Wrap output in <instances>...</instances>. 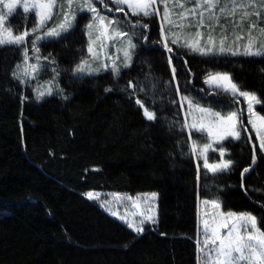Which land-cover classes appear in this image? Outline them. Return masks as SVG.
Returning a JSON list of instances; mask_svg holds the SVG:
<instances>
[{"label": "trees", "instance_id": "trees-1", "mask_svg": "<svg viewBox=\"0 0 264 264\" xmlns=\"http://www.w3.org/2000/svg\"><path fill=\"white\" fill-rule=\"evenodd\" d=\"M145 22L150 41L157 40V18ZM11 24L25 30L19 11ZM83 25L81 18L73 36L40 51L55 58L67 101L54 94L36 102L33 88L49 81L52 72L42 71L30 82L32 87L21 86L12 78L21 60L19 50L0 47V264H200L199 200L217 199L222 210L249 211L264 221V154L246 124L241 100L235 107L248 129L242 139H253L228 144L236 162L230 173L205 175L202 163L188 154L193 139L187 130L181 133L179 124L169 128L184 120L177 85L183 94L190 79L187 87L203 95L198 89L207 88L203 80L210 71L231 72L243 90L264 98V59L185 54L169 65V53L160 44L141 42L132 67L122 71L118 83L109 73L72 82L70 70L82 53L87 56ZM129 80L144 83L146 93L129 99L120 90ZM152 83L157 84L154 91ZM109 86L113 91L106 93ZM22 94L29 97L27 102H21ZM136 98L156 112L154 121L143 116ZM253 143L256 165L251 163ZM245 167L250 171L241 177ZM91 191L132 196L155 192L158 221L137 235L88 199Z\"/></svg>", "mask_w": 264, "mask_h": 264}, {"label": "snow or ice", "instance_id": "snow-or-ice-1", "mask_svg": "<svg viewBox=\"0 0 264 264\" xmlns=\"http://www.w3.org/2000/svg\"><path fill=\"white\" fill-rule=\"evenodd\" d=\"M161 4L162 11L158 6ZM98 5H103L106 13L123 12L124 16L102 14ZM176 7H179V12L175 11ZM18 11L23 31L11 24ZM157 16L161 19L160 35L157 40L150 41L147 32L149 24L145 21ZM78 18L86 20L83 35L88 38L87 56L82 53L79 63L70 70L72 82L109 73L113 82L118 83L122 71L132 67L141 42L160 44L169 53V65L173 59H183L185 54L213 60L217 57L264 59V41L259 39L264 36V0H195L191 7H187L184 0H176L172 8L169 7V0H0V47L12 46L19 50L21 56L12 78L21 86L32 87L30 82L38 80L42 71L50 70L53 74L46 82V88H33L36 102L54 94L65 101L70 98L59 87L61 70L55 58L51 54L41 56L40 51L45 44L61 42L73 36L79 24ZM222 18L230 20L233 25L231 39L227 25L221 24ZM190 28H195V31H188ZM170 45L186 52H174ZM184 63L187 65L186 60ZM237 63L242 64L240 61ZM260 71L264 73V68ZM172 73L175 80V68ZM190 83V79L186 80L183 94L179 85L176 87L185 118L182 122L173 121L169 128L179 124L181 133L189 130L193 143L188 154L197 160L202 159L205 175L212 173L219 176L233 171L236 162L231 158L228 144L233 141L252 142L251 135L246 140L241 135L242 131H248L241 110L235 107L241 102V97L247 103V124L255 133L259 151L264 153V115L261 114L264 112V98L254 91L243 90L234 81L233 74L227 71L208 72L203 80L207 88L198 89L203 95H194L187 87ZM151 87L154 91L157 84L152 83ZM120 90L132 99L146 93L147 88L139 80H129ZM104 91L111 93L113 87H106ZM20 99L23 103L29 97L22 94ZM169 103L176 104L177 101L170 99ZM135 104L143 110V116L148 121L157 118L156 112L146 107L141 99L136 98ZM257 105L261 106L259 111ZM210 152L218 153V157L210 159ZM256 153L257 145L253 143L252 165L257 164ZM199 171L200 165L197 164ZM249 171L245 167L241 177ZM87 196L88 199L94 198L91 192ZM156 196L155 192L146 193L142 203L133 202V207L139 209L142 206L143 209L133 213V216L139 217L138 220L128 219L115 211L110 214L140 235L145 224L157 223L154 214ZM106 203L100 207L107 210ZM203 203L206 206L210 204L212 212L205 213L202 246L197 242V251L203 254L200 264H264V221L249 211L222 210V202L217 199H204Z\"/></svg>", "mask_w": 264, "mask_h": 264}, {"label": "rangeland", "instance_id": "rangeland-1", "mask_svg": "<svg viewBox=\"0 0 264 264\" xmlns=\"http://www.w3.org/2000/svg\"><path fill=\"white\" fill-rule=\"evenodd\" d=\"M175 2H176V0H169V7L172 8L173 5L175 4ZM184 2H185V4H186L187 7H191L195 3V0H184ZM158 6L160 7V9L162 11L163 5L161 4V5H158ZM98 10H101L102 11V14H107V15H110V16L111 15H116V16H120V17H123L124 16V13L123 12H120V13H116V12L106 13V11L103 8V5H98ZM125 11H127L126 6H125ZM175 11L179 12L180 11L179 7H176L175 8ZM129 16H130V13H129ZM156 18H157V21L159 23V26H161V19H160V17L157 16ZM78 19L80 20L81 18H78ZM132 19L134 20V17H132ZM82 21H83V24L86 23V20L82 19ZM221 24L222 25H227V29H228V32H229V37L231 39V31H232V28H233V25H232L231 21L230 20H225V19L222 18L221 19ZM188 30L194 32L195 31V28H190ZM217 31H219V29H217ZM259 39L261 41H264V36H260ZM103 74H106V73H103ZM103 74H101V75H103ZM98 76H100V75H98ZM95 77H97V76H95ZM46 82L47 81H45V80L44 81H40V82H38V84H37L36 87L43 86V88H46L48 86ZM206 87H207V85H206ZM43 88H41V90H43ZM45 97H47V96H45ZM240 100L244 103V114H245V119H246V124H247V116H248V114H247V103H246V101H244V98L243 97H241ZM258 106L259 105L256 106V109H257ZM185 109H186V106H185ZM183 114H184V118H185V110H183ZM248 126L251 129V125L248 124ZM186 130L189 133V130L188 129H186ZM252 132H253V134L255 136L254 131H252ZM242 133H243V131L241 132V135H242ZM257 144L259 146V142L258 141H257ZM209 156H210V159L211 158H216V157H218V153H211L210 152L209 153ZM194 158H195V156H194ZM195 160L198 161V162H201L202 163V168H203V161H202V159L201 160H197L195 158ZM209 174H212V173H209ZM88 193H90V192H88ZM91 193H93L94 198L93 199H90V200L96 202L99 206L102 203H106L107 202L106 203L107 210L105 208H101V209L105 213H107L109 216L115 218L116 220H118L122 224H124L122 220L117 219V217L111 215L110 213L112 211H115V212H117L121 216H127L128 219L138 220L139 217L133 216V213L136 212V211H138V210L142 211L143 209H142V206L139 209L133 207V202L135 201V202L142 203L144 194H146V193H153V192H143V193H139V194H136V195H133V196L132 195H128L126 193L111 192V191L110 192L91 191ZM117 197H119V200L117 199ZM87 198H88V196H87ZM129 198H131V199H129ZM206 212L207 213H211L212 212L211 205L209 204V205L206 206L201 200H199V202H198V213H197V215H198V240H197V242L199 241V243H200L201 246L203 244V220L205 218H207L206 215H205ZM154 214L156 216V220L158 221V216H159V195L158 194L156 196V201H155V206H154ZM124 225L127 227L126 224H124ZM150 226H153V224H151V223L145 224L144 225V231L147 228H149ZM202 258H203V254L201 252H199V261H201Z\"/></svg>", "mask_w": 264, "mask_h": 264}]
</instances>
